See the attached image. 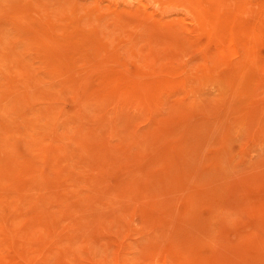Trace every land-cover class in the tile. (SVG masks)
<instances>
[{"label": "rangeland", "instance_id": "obj_1", "mask_svg": "<svg viewBox=\"0 0 264 264\" xmlns=\"http://www.w3.org/2000/svg\"><path fill=\"white\" fill-rule=\"evenodd\" d=\"M263 27L264 0H0V264L261 263Z\"/></svg>", "mask_w": 264, "mask_h": 264}, {"label": "bare ground", "instance_id": "obj_2", "mask_svg": "<svg viewBox=\"0 0 264 264\" xmlns=\"http://www.w3.org/2000/svg\"><path fill=\"white\" fill-rule=\"evenodd\" d=\"M215 1H216V0H215ZM228 1H229V0H228ZM230 2H231V1H230ZM152 4H153V3H152ZM206 4H207V3H206ZM204 5H205V4H204ZM76 6H77V5H76ZM208 7H209V6H208ZM217 7H218V6H217ZM78 8H79V7H78ZM248 8H249V6H248ZM231 10H232V9H231ZM161 13H162V12H161ZM239 13H240V12H239ZM244 13H245V12H244ZM239 15H240V14H239ZM201 16H202V15H201ZM11 18H12V17H11ZM93 19H94V18H93ZM259 19H261V18H259ZM21 22H22V21H21ZM258 25H259V24H258ZM27 26H28V25H27ZM253 28H254V27H253ZM256 28H258V27H256ZM263 28H264V27H263ZM201 31H202V30H201ZM261 31L264 32V29L261 30ZM237 32H238V31H237ZM202 33H203V32H202ZM263 35H264V34H263ZM259 36H261V34H259ZM261 37H262V36H261ZM258 38H259V37H258ZM258 38H257V39H258ZM44 39H45V38H44ZM262 39H263V37H262ZM47 41H48V40H47ZM35 42H36V41H35ZM257 43H258V42H257ZM11 45H12V44H11ZM56 48H57V47H56ZM21 57H22V56H21ZM192 57H193V56H192ZM21 66L23 67V64H21ZM106 66H107V65H106ZM15 67H16V66H15ZM98 67H99V66H98ZM23 68H24V67H23ZM99 68H100V67H99ZM25 69H26V68H25ZM93 69L96 70L95 68H93ZM97 70H98V69H97ZM24 71H25V70H24ZM90 73H91V72H90ZM28 74H29V73H28ZM86 75H87V74H86ZM30 76H31V75H30ZM33 76H34V75H33ZM87 76H88V75H87ZM36 78H38V80H40L38 76H37ZM84 78H85V77L83 76V79H84ZM33 79H35V77H33ZM73 79H76V78H73ZM73 79H72L71 81H73ZM65 80H67V79H64L63 81H65ZM25 81H26V80H25ZM29 81H30V80H29ZM74 81H77V80H74ZM26 82H27V81H26ZM67 82H69V80H68ZM24 83H25V82H24ZM64 83H65V82H64ZM71 83L73 84V82H71ZM82 83H83V82H82ZM72 84H71V85H72ZM229 84H230V83H229ZM69 85H70V84H69ZM71 85H70V86H71ZM74 85H75V84H74ZM77 85H78V84H77ZM105 85H106V82H105ZM163 85H164V84H163ZM165 86H166V85H165ZM63 87H64V86H63ZM79 88H80V87H79ZM28 89H29V88H28ZM28 89H27V90H28ZM7 90H8V89H7ZM63 90H64V89H63ZM158 90H159V89H158ZM35 91H36V90H35ZM40 91H41V90L39 89V90L37 91V93H38V92L40 93ZM82 91H83V88H82V90H80V92H82ZM143 91L145 92V90H143ZM25 92H26V91H25ZM77 92H78V91H77ZM157 92H158V91H157ZM26 93L28 94L29 92L27 91ZM43 93H44V92H43ZM54 93H56V92H53V94H54ZM83 93L85 94L84 91H83ZM159 93H160V92H159ZM20 94H21V93H20ZM20 94H19V95H20ZM61 94H62V93H61ZM120 94H121V93H120ZM157 94H158V93H157ZM22 95H23V93H22ZM24 95H25V93H24ZM29 95H30V94H28L27 96H29ZM31 95H32V94H31ZM37 95H38V94H37ZM41 95H43V94H41ZM41 95H40V96H41ZM87 95H88V94H87ZM97 95H98V94H97ZM122 95H123V94H122ZM16 96H17L16 98H18V95H17V94H16ZM25 96H26V95H25ZM55 96H56V95H54V96H52V97H55ZM93 96H94V93H93ZM112 96H113V95H112ZM23 97H24V96H23ZM29 97H30V96H29ZM29 97H28V99H31V101H32V99H34V98H33V97H34L33 95L31 96L32 98H29ZM82 97H83V96H82ZM89 97H90V98L92 97L91 94L89 95ZM19 98H20V96H19ZM19 98H18V99H19ZM25 98H26V97H25ZM36 98H37V97H36ZM36 98H35V99H36ZM84 98H85V97H84ZM92 98H94V97H92ZM121 98H122V96H121ZM21 99H23V98H21ZM35 99H34V100H35ZM19 100H20V99H19ZM23 101H26V99H23ZM31 101H30V102H31ZM101 101H102V100H101ZM229 101H230V99H229ZM15 102H16V101H15ZM28 102H29V101H27V104H28ZM30 102H29V103H30ZM33 102H34V101H33ZM33 102H31L30 105L35 106V104H34V105L32 104ZM20 103H22V102L20 101ZM23 103L25 104V102H23ZM4 104H5V103H4ZM84 104H85V103H84ZM7 105H8V104H7ZM3 106H4V105H3ZM83 106H84V105H83ZM22 107H23V106H22ZM50 107L52 108L53 106H50ZM84 107H85V106H84ZM165 107H166V106H165ZM227 108H228V107H227ZM229 108H230V107H229ZM8 111H10V110H8ZM8 111H6V112H8ZM50 111H51V112H52V111L55 112L54 110H50ZM35 113H36V112H35ZM4 118H5V117H4ZM74 122H75V121H74ZM214 124H215V123H214ZM83 127H84V126H82V128H83ZM78 128L82 130L81 127H78ZM48 129H49V127H48ZM76 130H77V129H76ZM76 130H75V131H76ZM9 131H10V130H9ZM9 131H8V133H9ZM11 131H13V130L11 129ZM70 132H72V131L70 130ZM79 132L81 133V131H79ZM76 133H77V132H76ZM85 133H86V132H85ZM71 134H72V133H71ZM87 134H88V133H87ZM77 135L79 136V135H81V134L77 133V134L74 135V136H77ZM78 136H77V137H78ZM82 136H83V137H82ZM82 136H81L80 138H79V137H78V138H79V139H82V140H83V139H85V140L87 139L86 134H85L86 138H84V134H83ZM5 138H6V137H5ZM69 138H70V135H69ZM90 138H91V137H90ZM126 138H127V137H126ZM3 140H4V139H3ZM74 140H75V139H74ZM124 141H125V140H124ZM128 141H129V140H128ZM35 143H36V142H35ZM38 144H39V142H38ZM77 144H78V143H77ZM79 144H80V143H79ZM154 144H155V143H154ZM152 145H153V143H152ZM1 147H2V146H1ZM5 147H6V146H5ZM64 147H65V146H64ZM3 149H4V147H3ZM3 149H2V150H3ZM34 149H35V148H34ZM64 150H66V148L63 149V151H64ZM27 151H28V150H27ZM56 151H57V150H56ZM36 152H37V151H36ZM40 152H41V151H40ZM58 152H59V151H58ZM32 153H34V152H32ZM143 153H144V152H143ZM34 154H35V153H34ZM37 154H39V153H37ZM57 154H58L59 156H61V153H60V154H59V153H56L57 158H58V155H57ZM109 154H110V152H109ZM129 154H130V153H129ZM67 155H68V154H67ZM69 155H70V153H69ZM9 157H10V155H9L8 157H6V158H9ZM65 157H66V156H65ZM121 157H122V156H121ZM57 158H56V159H57ZM59 158H60V157H59ZM61 158H62V157H61ZM14 159H15V161H17V163H18V160H16V158H12V160H14ZM10 160H11V158H10ZM12 160H11V162H13ZM129 160H130V159H129ZM4 161H5V160H4ZM15 161L12 163V165L15 163ZM19 161H20V160H19ZM6 162H7V159H6ZM6 162H5V163H6ZM8 162L11 164L10 161H8ZM35 163H36V162H35ZM7 164H8V163H6V165H7ZM10 164H9V165H10ZM56 164H57V163H56ZM2 165H4V164H2ZM9 165H7L8 167L5 166V165L2 166V167H4V169H3V168L1 167V165H0V168H2L1 171H2V170H5V167L9 168L10 166H12V165H10V166H9ZM31 165H32V164H31ZM31 165H29V166H31ZM17 166H18V165H17ZM20 166H21V165H20ZM23 166H24V165H23ZM23 166H22V167H23ZM29 166H28V167H29ZM56 166L58 167V165H56ZM7 168H6V169H7ZM10 168H11V167H10ZM52 168H53V170H54V167H52ZM52 168H51V169H52ZM18 169H19V168H18ZM23 169H24V168H23ZM27 169H28V168H27ZM13 170H15V167H13ZM28 170H30V167H29ZM28 170H25V171H28ZM42 170H43V169H42ZM8 171H9V170H8ZM8 171L6 170V172H8ZM23 171H24V170H23ZM25 171H24V172H25ZM45 171H46V170H45ZM224 171H225V170H224ZM9 172H10V171H9ZM11 172H13V171H11ZM25 173H26V172H25ZM42 173H43V172H42ZM44 173H45V172H44ZM44 173H43L42 175H45ZM184 173H185V172H184ZM4 174H5V172H4ZM2 175H3V173H2ZM34 175H35V173H34ZM2 178H3V177H1L0 180H4L5 177H4L3 179H2ZM8 178H9V177H8ZM10 179H13V178H10ZM49 180H50V178H49ZM7 181H8V180L5 179V182H4V181H3V182L0 181V182H2V184L5 183V184H4V186H5V185H7V184H6ZM9 181H10V180H9ZM51 181H52V184H53V179H52ZM51 181H48V184H49V182H51ZM42 182H43V181H42ZM54 182H56V181H54ZM14 184H15V181H14ZM48 184H47V185H48ZM56 184H57V182H56ZM0 185H1V184H0ZM8 185H9V182H8ZM49 185H50V184H49ZM2 186H3V185H2ZM9 186H10V188H11L12 185L10 184ZM9 186H6V187L9 188ZM57 187H58V186H57ZM99 187H100V186H99ZM94 188H95V187H94ZM3 189H4V188H3ZM70 189H71V188H70ZM125 190H128V189H125ZM5 191H6V189H5ZM108 191H109V190H108ZM6 192H7V191H6ZM8 192H9V191H8ZM14 192H15V191H14ZM16 192H17V191H16ZM126 193H127V192H126ZM68 194H69V193H68ZM123 194H125V193H123ZM3 195H4V194H3ZM20 195H21V194H20ZM53 195H54V194H53ZM107 197H108V196H107ZM238 197H239V196H238ZM19 198H20V197H19ZM12 199H13V198H12ZM107 199H108V198H107ZM53 200H54V199H53ZM83 200H84V199H83ZM119 200H120V199H119ZM121 200H122V199H121ZM128 200H129V199H128ZM128 200H126V201H128ZM48 201H49V199H48ZM126 201H122V202H126ZM187 201H188V200H187ZM84 202H85V201H84ZM122 202H121V203H122ZM15 204H17V203H15ZM46 204H47V202H46ZM49 204H51V203H49ZM58 204H59V203H58ZM86 204H87V203H86ZM110 204H111V203H110ZM84 205H85V204H84ZM184 205H185V204H184ZM45 206H46V205H45ZM87 206H88V205H87ZM113 206H114V205H113ZM120 206H121V205H120ZM131 206H132V205H130V207H131ZM146 206H147V205H146ZM153 206H155V205H153ZM118 207H119V206H118ZM125 207H126V206H125ZM128 207H129V206H128ZM132 207H133V206H132ZM60 208H61V207H60ZM112 208H114V207H112ZM43 209H44V208H43ZM172 209H173V208H172ZM90 210H91V209H90ZM95 210H97V209H95ZM118 210H119V209H118ZM87 211H88V210H87ZM98 211H99V210H98ZM102 211H103V210H102ZM124 211H125V210H124ZM91 212H92V211H91ZM91 212H90V213H91ZM95 212H96V211H95ZM100 212H101V211H100ZM105 212H106V211H105ZM107 212H108V211H107ZM126 212H127V211H126ZM223 213H224V212H223ZM42 214H43V215H42ZM44 214H46V213H44V212L41 213L42 218L45 216ZM86 214H87V213H86ZM98 214H99V212H98ZM154 214H155V213H154ZM221 214H222V213H221ZM24 215H25V214H24ZM50 215H51V214H50ZM88 215H89V214H88ZM12 216H14V214H13ZM16 216H19V214H17ZM46 216H47V215H46ZM46 216H45V217H46ZM53 216H54V215H52L51 217H53ZM104 216H107V215H104ZM21 217H22V214H21ZM27 217H28V216H27ZM39 217H40V215H39ZM100 217H101V216H100ZM111 217H112V215H111ZM111 217H110V218H111ZM120 217H122V216H120ZM231 217H232V216H231ZM28 218H29V217H28ZM49 218H50V217H49ZM49 218H48V219H49ZM89 218H90V216H89ZM104 218H107V217H104ZM175 218H176V217H175ZM224 218H226V217H224ZM15 219H16V218H15ZM29 219H30V218H29ZM40 219H41V218H40ZM228 219H229V218H228ZM12 220H14V218L11 219L10 222H14V221H15V220H14V221H12ZM16 220H17V219H16ZM26 220H27V219H26ZM33 220H34V219H33ZM42 220H44V218H43ZM82 220H83V218H82ZM104 220H105V219H104ZM108 220H109V219H108ZM28 221L31 222V219L28 220ZM84 221H85V219H84ZM87 221H88V218H87ZM85 222H86V221H85ZM179 222H180V221H179ZM83 223H84V222H83ZM97 223H98V222H97ZM97 223H96V224H97ZM107 223H108V222H107ZM107 223H106V224H107ZM3 224H4V223H3ZM11 224H12V223H11ZM21 224H22V223H21ZM27 224H30V225H27V227H29V226H33V225H32V222H31V223H28V222H27ZM47 225H48V224H47ZM51 225H52L53 227H56V226H57V225L54 226V224H51ZM51 225H49V227H52ZM80 225H81V222H80ZM82 225H83V224H82ZM84 225H86V224L84 223ZM262 225H263V224H262ZM19 226H20V225H19ZM23 226H24V225H23ZM78 226H79V225H78ZM219 226H220V225H219ZM24 227H25V226H24ZM79 227H81L80 230L83 229L82 226H79ZM83 227H84V226H83ZM87 227H88V226H87ZM102 227H103V226H102ZM232 227H233V226H232ZM22 228H23V227H22ZM34 228H35V227H33V229H34ZM43 228H44V227H43ZM123 228H124V227H123ZM29 229H30V227H29ZM33 229L31 228L29 231H32ZM53 229H54V228H53ZM53 229H52V232L54 231ZM77 229H78V227H77ZM101 229H102V228H101ZM124 229H125V228H124ZM189 229H190V228H189ZM26 230H28V229H26ZM26 230H25V232H26ZM35 230H36V228H35ZM35 230H34L33 233H35ZM47 230H48V229H47ZM55 230H56V229H55ZM36 231L39 232L40 230L37 229ZM48 231H49V230H48ZM50 231H51V228H50ZM16 232H19V230L16 231ZM16 232H14V233H16ZM38 232H36V233H38ZM41 232H42V230H41ZM41 232H39V233L41 234V236H43L44 234L41 233ZM52 232H51V234H52ZM14 233H13V234H14ZM19 233H20V232H19ZM19 233H18V235H19ZM21 233H22V235H23V232H21ZM33 233H31V236H28L30 233L27 234V232H26V234H27L26 236H28V237H32ZM36 233H35V235H36ZM53 233L55 234V231H54ZM87 233H88V232H87ZM89 233H90V232H89ZM89 233H88V234H89ZM259 233H260V232H259ZM259 233H258V234H259ZM42 234H43V235H42ZM102 234H103V233H102ZM14 235H15V234H14ZM14 235H12V236L14 237ZM38 235H39V234H38ZM48 235H49V233H48ZM59 235H60V234H59ZM261 235H262V234H261ZM261 235H259V237H261ZM4 236H5V234H4ZM20 236H21V235H20ZM26 236L24 235V236H22L21 238H25ZM44 236H46V234H45ZM54 236H55V235H54ZM56 236H57V232H56ZM83 236H84V235H83ZM256 236H257V235H256ZM5 237H6V236H5ZM61 237H62V236H61ZM252 237H255V235L252 236ZM26 238H27V237H26ZM37 238H38V237H37ZM40 238H41V237H40ZM45 238H46V237H44L43 240H45ZM57 238H58V236H57ZM59 238H60V237H59ZM59 238H58V239H59ZM69 238H70V237H69ZM69 238L67 237V239H69ZM71 238H72V237H71ZM74 238H75V237H74ZM92 238H93V237H92ZM49 239H50V238H49ZM87 239H88V238H87ZM90 239H91V237H90ZM240 239H241V238H240ZM254 239H255V238H254ZM1 240L3 241V239H1ZM51 240H52V239H51ZM69 240H70V239H69ZM71 240H72V239H71ZM74 240H75V239H74ZM248 240H249V239L245 240V238H244V241H248ZM250 240H251V241L246 242V243H247V244L249 243L250 246H251V245L255 246L254 244H256L255 247H257V246L259 247V245H257V242H256L255 240H252V238H251ZM256 240H257V239H256ZM261 240H262V237H261ZM4 241H5V240H4ZM4 241H3V242H4ZM20 241H22V239H21ZM54 241L56 242V240H54ZM244 241H242V242L239 244V247H237V246H238V245H237L236 248H235V247H232V249L235 248V249L237 250V248L241 249V247H242V249H243L242 252H241V251L238 252L239 249L237 250V252H238V254H239V253H244V252H243V251H244V248H243L244 245H245V247H249V248H250V246H248L246 243H244ZM253 241H255V243H253ZM258 241H259V238H258ZM3 242H0V243H2V245H3ZM47 242H48V241H47ZM159 242H160V241H159ZM250 242H251V243H250ZM73 243H74V242H73ZM144 243H145V242H144ZM162 243H163V242H162ZM242 243H244V245H243ZM252 243H253V244H252ZM258 243H259V242H258ZM5 244H6V242H5ZM41 244H42V243H41ZM90 244H91V243H90ZM105 244H106V243H105ZM6 245H7V244H6ZM52 245H53V244H52ZM227 245H228V244H227ZM241 245H243V246H241ZM26 246H27V245H26ZM240 246H241V247H240ZM253 246H252V247H253ZM1 247H2V248L4 247L5 250H7V248H6L4 245L1 246ZM29 247H30V246H29ZM76 247H77V246H75V248H76ZM255 247H254V248H255ZM258 247H257V255H258V252H259ZM20 248H21V247H20ZM23 248H24V247H23ZM26 248H27V247H26ZM47 248H48V247H47ZM77 248H78V247H77ZM81 248H82V247H81ZM229 248H230V247H229ZM27 249H30V248H27ZM246 249H248V248H246ZM250 249H252V248H250ZM3 250H4V249H3ZM45 250H46V249H45ZM26 251H27V250H26ZM108 251H110V250H108ZM78 252H79V251H78ZM195 252H196V250L194 251V253H195ZM198 252H199V254L201 255L202 252L200 253V251L197 250V253H198ZM253 252H254V251H253ZM255 252H256V251H255ZM54 253H55V252H54ZM79 253H80V252H79ZM181 253H182V252H181ZM197 253H196V255H198ZM18 254H19V253H18ZM80 254H81V253H80ZM209 254H210V253H209ZM55 255H57V253H56ZM55 255H54V256H55ZM100 255H101V254H100ZM228 255H229V254H228ZM234 255H235V256H238V255H236V254H234ZM244 255H245V253H244ZM20 256H22V255H20ZM179 256H180V260H182V259H181L182 255H179ZM214 256H215V255H214ZM214 256H213V257H214ZM241 256H243V255L241 254ZM241 256H238L239 259H241ZM245 256H246V255H245ZM254 256H255V255H254ZM254 256H253V257H254ZM258 256L263 257V258L261 259V263H259V260H258V259H256L255 261H253V263L255 262V264H257V263L262 264V263H263V259H264V253H263V255H262V254H259ZM3 257H4V256H3ZM52 257H53V254H52ZM120 257H121V256H120ZM197 257H198V256H197ZM197 257H196V258H197ZM200 257H201V259H204V258H202V257H204L203 255H202V256H199L198 258H200ZM225 257H228V258L230 257V258L228 259V258H225ZM231 257H232V258H231ZM243 257H244V256H243ZM101 258H102V257H101ZM165 258H166V257H165ZM182 258L184 259V257H182ZM205 258H206V257H205ZM256 258H257V257H256ZM30 259H31V258H30ZM201 259H200V260H201ZM223 259H225V261H223V264H225V263H227L228 261L231 262L234 258H233V256H225V255H224ZM223 259H222V260H223ZM231 259H232V260H231ZM236 259H237V258H236ZM242 259H245V260H246V258H242ZM253 259H254V258H253ZM118 260H119V259H118ZM247 260H248V259H247ZM250 260H251V258H250ZM250 260H249V262H251ZM197 261H199V260L197 259ZM204 261H205V260H204ZM207 261H210V262L212 263L213 260H212V258H211V259H209V260H207ZM226 261H227V262H226ZM243 261H244V260H243ZM257 261H258V262H257ZM32 262H33V261H32ZM205 262H206V261H205ZM210 262H209V263H210ZM224 262H225V263H224ZM229 262H228V263H229ZM232 262H235V259H234ZM244 262H246V261H244ZM26 263H27V261H26ZM43 263H44V262H43ZM164 263H165V261H164ZM181 263H182V262H181ZM228 263H227V264H228ZM176 264H177V262H176ZM183 264H184V263H183ZM196 264H197V263H196ZM204 264H205V263H204ZM207 264H208V263H207ZM213 264H216V263L214 262ZM229 264H230V263H229Z\"/></svg>", "mask_w": 264, "mask_h": 264}]
</instances>
